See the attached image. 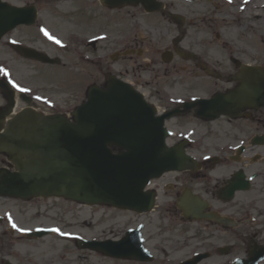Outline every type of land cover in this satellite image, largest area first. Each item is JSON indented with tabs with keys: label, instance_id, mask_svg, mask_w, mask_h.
<instances>
[{
	"label": "flooded vegetation",
	"instance_id": "af4514ba",
	"mask_svg": "<svg viewBox=\"0 0 264 264\" xmlns=\"http://www.w3.org/2000/svg\"><path fill=\"white\" fill-rule=\"evenodd\" d=\"M75 2L78 4V9H74L70 15L78 20L75 25L80 28L85 23L83 20H79L81 15L90 16L91 14L88 13L87 3L81 6L83 1L75 0ZM14 4L23 7L34 6L36 16L33 25H23L21 30L16 28V32L14 30L7 34V38L0 39V113L5 111L9 100L8 93L4 89L5 83L3 82H5L4 79H8L7 77L10 79L14 78L13 75H16L14 70L16 63H20L18 65L26 69L24 76L33 73L41 76L42 66L49 65L47 69L53 68V65L32 58L31 56L36 53L35 51L59 58L61 61L56 67L57 70L64 73L72 72V74L77 75L76 78H78L79 85L74 87V89L71 88V90H77L79 87L84 86L74 99L71 98L69 100L68 97L60 99L64 104L70 101L74 105L81 102L87 86L93 83L88 78L84 81V78L80 77L79 74H93L105 77L108 72H112L114 69L113 63L108 61V38H96L92 41V38H90L93 36L92 30L71 29L66 38H60L63 40L61 43L59 38L60 41L55 39L54 36L50 38V36L43 34V29H41L39 24L43 9L39 8L38 0H18V3ZM88 4H91V1ZM97 5L99 7L98 3ZM88 9L91 12V8ZM101 9L104 12L102 18L108 17L107 13L118 15V10ZM100 29L104 30L100 32H106L105 27ZM185 39L180 38L181 41ZM118 42L122 43V41ZM137 42L127 48L121 44L119 48H115V52L112 55L119 60L121 53L135 51L139 47ZM109 44H115V42H110ZM172 47V50L176 48L175 45ZM135 58L137 60H135L134 64L137 66L141 65L138 57L135 56ZM187 63L188 66H179L183 68V72L186 70L189 74L203 77V72H197L199 70L198 67L201 65L200 56L187 61ZM151 64V60L150 62H144L145 68L143 71L150 72L151 68L149 69V65ZM217 65L208 67L210 70H216L219 73L215 75L216 77L208 75L210 86L213 87L214 91L234 88L237 82L232 81V78L233 75L239 73V65L236 62H231V60ZM176 67V63H173L172 68L176 69ZM201 69H203L202 66ZM127 72V70L116 69L113 73L124 80L127 77L123 74ZM140 72L133 73L137 76L133 80V85L147 91L139 78ZM42 78H45V75ZM152 80L151 76H149L148 82H145L150 83ZM95 83L103 87V79L98 82L95 81ZM219 83H222L224 87L220 86ZM23 85L29 88L26 89V94L20 91L17 92L14 89L16 107L17 99L21 102H23V99H28L32 101V105H44L56 100L51 91L46 88H37V86L25 82ZM10 88L12 87L10 86ZM155 91L157 92L156 95L153 94L152 96L147 91L149 99L153 98L156 102L164 105V110L174 108L171 105L169 107L165 99L158 96V90ZM60 100L56 102H61ZM25 106L26 104L24 103V106L18 109L15 108L13 114ZM234 113L237 114L234 117L220 116L213 121H204L197 119L194 116V110H191L189 113L170 119L168 123L174 130H182L189 125L187 129H193L194 133L199 134L202 140L201 145L189 143L185 147L186 153L196 160L197 166L193 169H183L180 172H168L161 178L154 180L150 185V188L155 190L156 193L155 208L159 212L167 213L168 217H170V214L177 216L183 236L179 242L164 240L163 244L159 243L158 245L167 247L164 244L171 242L170 249L175 248L185 251L184 260L191 258L193 254L205 253L204 260L203 258L199 259L197 264H203L208 260V264H232L233 261H240L242 258H246L252 247L256 248V251H264V142L258 141L264 136V109H251L250 106H247L235 110ZM13 114L5 117L6 120H10ZM0 167L12 170V164L6 160L2 153H0ZM160 196L165 202H160ZM188 196L197 197L205 203V207H200L198 210L197 220H190L184 210L177 207L179 198L185 199ZM17 201L23 203L30 212L31 218L29 217L26 222H23L30 225H24L21 223L22 221L13 222V219H7L0 226L2 237L15 233L17 227L11 226L12 224H16L18 229L24 233L32 228L47 226L45 221H54V223L61 226V231L48 237L52 238L55 235L60 237L62 233L63 243L75 246V236L65 234V232L70 231L68 229L69 226H63L55 221V218L47 214L52 209L48 208L49 203L42 206V201L39 199L30 200L29 202ZM159 202L160 204H158ZM72 212L73 209L70 207L68 213ZM131 213L135 215L133 217L135 219L134 223L137 226L139 224L142 225L141 230L150 225L148 223L149 217L146 216L148 213ZM207 214L223 216L225 219L233 221V224L230 225L226 220L218 223L211 218H206ZM189 230L191 233H189ZM120 237H122V234L118 238ZM101 239L105 240L107 237L104 236ZM11 241H13L12 236ZM162 246L158 251L160 253L165 252ZM189 249H193L190 255H188ZM56 257L61 261L68 258L65 255ZM214 258L217 259L215 262H213ZM23 259L25 264L30 262L34 264L33 257L30 254L24 255ZM47 261L50 260L47 258ZM0 264H3V262H0ZM258 264H264V258Z\"/></svg>",
	"mask_w": 264,
	"mask_h": 264
},
{
	"label": "water",
	"instance_id": "95a60500",
	"mask_svg": "<svg viewBox=\"0 0 264 264\" xmlns=\"http://www.w3.org/2000/svg\"><path fill=\"white\" fill-rule=\"evenodd\" d=\"M102 1L112 7L141 2L147 10L154 9L153 0ZM7 10L14 21L17 10L0 3V13ZM239 80L234 91L197 102L200 115L214 118L228 113L232 100L264 106V72L252 69ZM31 114L21 113L0 134V149L19 171L0 173V195H57L85 204L145 210L153 203L152 195L142 191L145 184L171 166L180 168L183 161L182 150L165 145L163 117H156L137 93L112 78L106 89L89 90L87 101L73 112L74 122L61 115L25 117ZM112 146L119 149L117 153H112ZM108 247L111 255L140 258L135 249L119 243Z\"/></svg>",
	"mask_w": 264,
	"mask_h": 264
},
{
	"label": "rangeland",
	"instance_id": "374dc122",
	"mask_svg": "<svg viewBox=\"0 0 264 264\" xmlns=\"http://www.w3.org/2000/svg\"><path fill=\"white\" fill-rule=\"evenodd\" d=\"M7 1L11 3H18V0ZM80 1H83L81 6H84L85 3H87V10L91 15H81L79 20H83L85 23L82 24L80 28H77L75 22L78 20L74 19V17L72 18L70 15L71 12L78 7V4L75 2V0H38L39 8L43 9V11L41 12V19L44 21V23H46V27L48 28L50 34L54 32L61 38H66L71 29H81L84 31L92 30L91 33L95 34L100 31H104L100 28L105 27L106 33L109 35V38H117L119 36H122L125 39H133L132 41L139 38H144V42L149 43L145 46L146 54L143 55L142 58H138L141 65H135L134 62L137 59L135 57H128L126 55L122 56L124 59L119 57L118 63H113L116 64L119 69L128 71L127 73L123 74L127 77L126 79H130L131 81L135 80L137 76H135L133 73H139V71H141L139 78L145 85L143 87L147 89L151 96L153 94L156 95L157 92L155 90H158V92L162 90L163 84H166L168 87H173V90L175 92H173L172 94L174 95L187 94L191 91H183L182 87L192 88L194 86L196 89L194 91H191V93L199 95H202L209 88L208 84L206 83V78L203 81V87L200 85L199 81L193 78L186 79V77H183V73H181L180 71H177L174 74H170V72H172L170 70L172 69L171 66L168 67V78L162 77V79L159 78L158 81H151L150 83H147L149 80V73L147 71H143L145 68L144 62L148 58L152 61V64L149 65V69L152 68L154 62H157L154 52H156L158 48L163 49L167 44H169L172 38L179 34V30L175 26V24L172 25L171 22L169 23L165 20L156 21V18L145 15L139 9H133L131 7L119 9V14L115 18V21L109 22L110 20L108 17L102 18L103 12L101 11L100 6L98 7L95 0H85L86 2L84 0ZM90 1L91 4H88ZM166 1L173 4L172 8L174 9V11L186 14V39L181 43L184 48L200 52L203 55L204 60L209 64L214 63L217 65V63L220 64L224 61H227L226 56L230 54L231 50H233L238 53V56L245 59L246 61L258 65H264V10H255L252 12L250 11L242 15L240 13H237V19L233 20L231 19L230 15H227V13H225L223 5L214 7L212 1L206 2L203 0H197L192 4L184 3L182 2V0ZM54 8L59 11L57 16L50 15V12H52ZM88 8H91V12ZM98 9H100V11ZM255 13L259 14V17L254 18L253 15ZM134 22H139L140 25L138 27V30L132 27V24ZM234 24L236 27L234 26ZM239 26H244L246 28L245 30L243 29L241 31L238 29ZM21 29L22 28H20L19 30ZM181 30H183V28H181ZM216 31L220 33V37L218 40L215 36ZM109 43H107L108 52L114 50L115 48H119L116 45L114 46V48H112V45H110ZM108 61L109 63H112L110 60ZM176 62L177 64L185 63L181 59H177ZM18 64L20 63H16V67H14L15 74L18 79H21L23 82L30 85L42 86L50 90L52 95L58 101L67 97L69 98V100H71V98L74 99L84 87H79L77 89H80L79 91L71 90V88L74 89V87L79 85L76 74H72V72H60L56 69V67L47 69L49 65H46L41 67V76H38L34 73L24 76L23 74H25L24 71L26 69H23V67ZM44 75L45 78H42L44 77ZM79 76L83 77L84 81H86V78H88L93 82H98L99 80L103 79L101 77H104L93 74H79ZM161 82L163 84H161ZM219 85L224 87L222 83H219ZM161 98L164 99L162 95ZM16 102L17 109L24 106V103L20 100L17 99ZM62 104H64L63 101L60 102L59 106L61 108H65ZM66 104H64V106H66V108L69 106L68 109H72L74 107L72 101L67 102ZM54 109L56 111L59 109V107H54L52 109H48L42 105L38 107V111L44 113L51 112ZM187 127H185L184 129H187ZM160 198V202H165V200H162V196H160ZM4 206L13 207L14 214L18 221H22L21 223L26 222L27 218H31V216L29 215L30 212L28 211L27 207L17 200L5 202L0 199V210L5 208ZM70 207L74 208L72 213H68ZM48 208L52 209H50L47 214L55 218V221L61 223L63 226H69L68 229L71 231L81 232L86 236H112V234L119 233V229L122 230L124 224H132L128 223V221H132L129 219L130 214H128V212L118 213L113 209L101 206L87 207L79 206L75 203L73 204L71 202H65L62 200H52L49 201ZM147 216L149 217L148 223L150 224L147 229V234L149 235V237H151L150 244L151 247H153V250L155 248L153 243L155 242L158 245V243L163 244L164 240L177 242L182 240L183 236L181 234V225L177 216L175 217L170 214V217H168L167 213L162 211L159 212L158 209L148 214ZM45 223L52 224L54 223V221H45ZM23 224L30 225L27 223ZM189 233H191L190 230ZM11 236L12 239L15 238L14 235L9 234L6 237L8 239H11ZM5 242V237H2L0 240V260H2V255L5 254L4 252H6L5 250H7L8 247H13L15 244L13 250H18L20 257H23L26 254H30L33 257L34 264H46L44 256H48V259L50 260L47 264L133 263H118L116 261L112 262L110 260H106L96 256L92 252L74 248L72 244H64L63 241H60L55 237L45 238L44 240H41L38 243L37 247L30 246L27 242L23 243L22 241L19 243H16L17 241L9 242V246L6 247ZM170 243L171 242H167L164 244L167 246L166 249L168 250L171 248ZM159 246L162 245L157 246L156 252H158ZM2 252L3 254H1ZM43 254L46 255L43 256ZM185 254V251L181 250V254H175L172 255V257H183ZM60 255H65L68 258H66L64 261L58 260L56 256ZM161 255L162 256H159L156 262L151 264H171L170 262L165 263L164 261H162L161 257L164 256L163 254ZM13 260L16 264H25L24 259H22L23 262H17L15 259ZM55 260L56 262H53ZM216 260L217 259L214 258L213 262H215ZM208 262L209 260L204 262L203 264H208ZM29 264H32V262H30Z\"/></svg>",
	"mask_w": 264,
	"mask_h": 264
},
{
	"label": "snow or ice",
	"instance_id": "6c2138e0",
	"mask_svg": "<svg viewBox=\"0 0 264 264\" xmlns=\"http://www.w3.org/2000/svg\"><path fill=\"white\" fill-rule=\"evenodd\" d=\"M58 42V41H57ZM15 227V225H13ZM58 231V230H57Z\"/></svg>",
	"mask_w": 264,
	"mask_h": 264
}]
</instances>
